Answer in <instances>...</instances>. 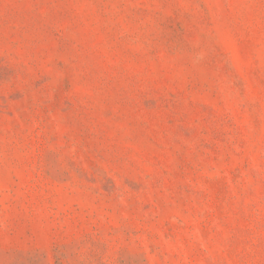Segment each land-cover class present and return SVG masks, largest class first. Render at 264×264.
I'll return each mask as SVG.
<instances>
[{
	"label": "rangeland",
	"instance_id": "374dc122",
	"mask_svg": "<svg viewBox=\"0 0 264 264\" xmlns=\"http://www.w3.org/2000/svg\"><path fill=\"white\" fill-rule=\"evenodd\" d=\"M0 264H264V0H0Z\"/></svg>",
	"mask_w": 264,
	"mask_h": 264
}]
</instances>
